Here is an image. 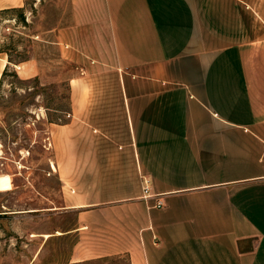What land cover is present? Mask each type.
Returning <instances> with one entry per match:
<instances>
[{"label": "crops", "instance_id": "1", "mask_svg": "<svg viewBox=\"0 0 264 264\" xmlns=\"http://www.w3.org/2000/svg\"><path fill=\"white\" fill-rule=\"evenodd\" d=\"M70 5L43 33L73 65L71 116L38 108L29 129L41 156L51 130L76 217L69 263L264 264V0ZM8 64L0 53V88ZM16 66L40 74L35 58Z\"/></svg>", "mask_w": 264, "mask_h": 264}, {"label": "rangeland", "instance_id": "2", "mask_svg": "<svg viewBox=\"0 0 264 264\" xmlns=\"http://www.w3.org/2000/svg\"><path fill=\"white\" fill-rule=\"evenodd\" d=\"M70 1L27 0L26 24L19 20V12L0 14V53L10 56L13 63L8 64L0 88V144L7 158L6 165L0 163V264H70L78 241L75 233H64L73 228L76 217L63 208L51 130L46 133L48 150L43 156L40 135L35 143L29 131L42 125L34 121L38 108L49 122L62 123L71 116L73 65L61 57L57 45L45 41L43 33L45 28L69 21ZM30 58L38 61L40 74L23 77L16 65ZM98 264L128 263L125 258H113Z\"/></svg>", "mask_w": 264, "mask_h": 264}, {"label": "trees", "instance_id": "3", "mask_svg": "<svg viewBox=\"0 0 264 264\" xmlns=\"http://www.w3.org/2000/svg\"><path fill=\"white\" fill-rule=\"evenodd\" d=\"M12 12H19V14L21 15L20 16V21L23 22L24 24L27 23L26 21V16H25V7L23 8H10V9H5V10H1L0 11V14H5V13H12ZM9 61H12V58L9 56ZM8 65L7 67L5 68L4 72H3V76L7 74V71H8ZM2 83V81L0 82Z\"/></svg>", "mask_w": 264, "mask_h": 264}, {"label": "built area", "instance_id": "4", "mask_svg": "<svg viewBox=\"0 0 264 264\" xmlns=\"http://www.w3.org/2000/svg\"><path fill=\"white\" fill-rule=\"evenodd\" d=\"M68 115L70 116L71 114L68 113ZM153 196L155 197L156 195L155 194H150V192H149V186H148V180L145 179L144 180V184H143V198L145 200H148V198L153 197ZM156 197H157V199H156V202L154 203L153 206L154 207H162L164 205L163 200L161 198H159L158 195Z\"/></svg>", "mask_w": 264, "mask_h": 264}, {"label": "bare ground", "instance_id": "5", "mask_svg": "<svg viewBox=\"0 0 264 264\" xmlns=\"http://www.w3.org/2000/svg\"><path fill=\"white\" fill-rule=\"evenodd\" d=\"M0 154H1V150H0ZM1 182V181H0ZM3 190V189H2ZM61 232L60 231H57V234H60ZM45 237H49L50 235L49 234H45L44 235Z\"/></svg>", "mask_w": 264, "mask_h": 264}]
</instances>
